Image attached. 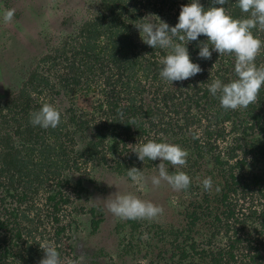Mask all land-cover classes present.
<instances>
[{"label": "trees", "instance_id": "16d2710c", "mask_svg": "<svg viewBox=\"0 0 264 264\" xmlns=\"http://www.w3.org/2000/svg\"><path fill=\"white\" fill-rule=\"evenodd\" d=\"M97 2L98 11L74 28L71 39L78 46L68 38L56 50L32 59L19 92L0 100V260L7 256L17 264H28V258L36 260L37 256L40 261L42 255L30 245L43 218L48 229L40 237H46L60 252L58 239L65 227L58 219L59 210L69 204L60 193L61 183H69V174H62L75 165L69 157L93 162L99 158L101 144L116 148L122 142L115 143L119 134L142 139L155 125L162 133L154 137L156 142L166 133V141L189 154L183 168L168 167L170 174L184 171L192 178L190 187L179 191L182 224L162 231L152 224L148 240L137 243L135 237L132 246L139 220H125L129 229L126 249L139 253L138 247H147L146 264H156V260H160L158 264H264V86L247 109H223L208 85L216 78L223 83L235 78L234 56L213 52L211 59L200 58L197 45L206 41L203 35L187 45L192 62L203 71L173 84L161 79L160 60L168 50L135 41L139 33L135 21L152 13L165 16L163 21L174 27L181 6L190 0ZM200 2L206 9L211 4V0ZM224 7L233 18H247L237 0H229ZM252 31L264 41V30L257 26ZM255 63L264 66V48ZM56 64L64 69L55 71ZM93 77L100 80V101L94 110L80 113L75 100L94 93ZM40 87L56 90L55 103L52 92L47 101L30 94L40 92ZM50 102L61 110L60 124L48 129L33 126L30 114ZM102 104L106 105L101 108ZM100 108L108 114L93 123L91 115ZM171 123L174 127L168 129ZM45 133H50L53 145L48 137L44 139ZM65 145L70 147V156L51 155L62 153ZM202 158L209 170L203 167ZM206 177L212 178L211 190L203 188ZM80 185L77 181L73 189L80 191ZM39 194L45 200L40 213L35 205ZM203 227L206 233L201 237Z\"/></svg>", "mask_w": 264, "mask_h": 264}, {"label": "rangeland", "instance_id": "374dc122", "mask_svg": "<svg viewBox=\"0 0 264 264\" xmlns=\"http://www.w3.org/2000/svg\"><path fill=\"white\" fill-rule=\"evenodd\" d=\"M97 5V0H0V100H3L8 94L19 92L28 75V64L32 59L39 58L50 50H56L61 47L63 41H68V38L74 47H77L78 42L71 39L74 28L87 21L93 13L98 11ZM8 9L15 10L14 17L10 23H4L3 14ZM164 17L160 18L164 20ZM62 69L64 66L61 64L54 66L55 71L59 72ZM54 70L53 75L57 73ZM99 84L100 80L93 77L90 85H92V90H95L94 93L91 92L90 95L75 100L78 112L87 114L82 110H94L100 101ZM39 91L38 93L30 91V94L38 101H47V95L52 92L55 103L56 90L48 87L41 90L40 87ZM50 103L54 105L53 102ZM64 103L68 105L66 100ZM103 105L106 104H102L101 108ZM101 108L100 112L91 115L93 123L100 122V119L108 114V112L104 114ZM56 130L58 133V129ZM147 133L145 141L141 144L149 140L156 141L154 137L162 135L159 127L155 125ZM49 134L45 133L44 139L48 137L47 142L53 145L54 142ZM119 135L124 137V141L129 139L122 134ZM166 138L165 133L160 142H165ZM124 145V148L120 144L115 148L114 145L101 144L99 158L93 162H86L84 157H69L68 160L74 161L75 165L71 167L70 171L62 174H69L66 177L69 180L68 185H64L62 182L60 186V193L69 199V204L63 205L58 216L60 223L65 227L63 234L58 239L62 264H69L80 255L86 257V264H146L148 255L145 251H147V247H138L139 253L135 250L128 251L125 239L129 229L124 226L125 220L113 216L105 207L103 199L117 191L121 194L132 193L140 199L151 201L163 208V214L156 219L139 220L140 226L135 230L136 232L130 240L132 246L135 244L136 238H139L137 243L148 240L149 227L152 224L160 226L161 231L170 225L182 224L180 213L183 198L179 191H174L167 183L153 187L150 180L138 184L127 176L126 170L132 167L143 170L146 178L156 175V166L161 161L145 158L142 162L133 152L134 146L132 145L135 143L127 141ZM62 148V153L51 152V155L53 157H60V154L70 156V147L65 145ZM201 162L203 167L208 169L207 160L202 158ZM164 163L167 168L172 166L168 162ZM77 181L81 184L80 191L78 188L73 189ZM36 200L38 201L35 205L40 213L44 209L45 200L41 194ZM117 225H121L123 228H118ZM47 229V223L43 218L36 230L35 239L30 245L39 251L42 258L44 253L40 245L48 240L46 237L40 236L44 235ZM138 232L143 234L138 237ZM204 233L206 230L203 227L199 236L204 237ZM130 241H128L129 244ZM216 241L217 244L223 245L222 240L217 239ZM158 244L155 243V246ZM134 257L136 260H133ZM35 259L28 258V264H39L37 256ZM159 261L156 260L155 263L158 264ZM6 264L9 262L7 261Z\"/></svg>", "mask_w": 264, "mask_h": 264}, {"label": "clouds", "instance_id": "9594fccd", "mask_svg": "<svg viewBox=\"0 0 264 264\" xmlns=\"http://www.w3.org/2000/svg\"><path fill=\"white\" fill-rule=\"evenodd\" d=\"M228 2L211 0L206 9L200 0H190L187 5L181 6L178 23L174 27L152 13L135 21L134 27L143 43L152 49L168 50L167 55L160 60L159 75L170 84L188 80L203 71L199 64L192 62L187 48L189 42L197 41L201 35L207 39L197 45L200 58L211 59L213 52L219 56H234L235 78L228 83L216 78L208 85V91L212 96H218L220 106L225 110L247 109L257 101L259 91L264 86V66L257 67L255 63L264 48V41L254 36L252 31L257 26L264 30V0H237L240 10L248 14L243 19L230 15L224 7ZM14 12V9L6 10L3 22L10 23ZM30 122L43 129L56 128L61 122V110L51 103H44L38 111L30 114ZM132 146L140 161L144 162L147 158L152 161L159 159L161 162L156 166L157 174L148 178L144 176L143 170L136 167L126 170L131 181L140 184L150 180L153 187L167 183L174 191L190 187L192 178L188 174L184 171L170 174L164 163L168 162L174 168L186 166L189 154L180 145L149 140ZM202 185L205 190H211L212 178H204ZM103 201L107 211L121 220H154L163 214L162 207L132 193L121 194L117 191ZM40 248L44 257L39 264H62L60 253L52 243L45 241ZM69 264H86V257L80 255Z\"/></svg>", "mask_w": 264, "mask_h": 264}, {"label": "built area", "instance_id": "2783aa9c", "mask_svg": "<svg viewBox=\"0 0 264 264\" xmlns=\"http://www.w3.org/2000/svg\"><path fill=\"white\" fill-rule=\"evenodd\" d=\"M133 34H134V30L130 31V35H133ZM135 41H137L138 43H142V40L140 38V34L139 33L137 34V37L135 38ZM157 59L158 58H156V60ZM100 121H101V119H100ZM173 127H174V125L171 123V128H173ZM146 137H147V134L145 133V135H143V138L142 139H138V138L133 137L131 139H128L127 141H129L130 143L141 144L143 141H145ZM119 140H121L122 142H118ZM127 141H124V137H122V136H119L118 138L115 139V143L118 142L117 146L120 144L121 147L123 146V148L125 146L124 143L127 142ZM7 261L9 262V264H17L15 262H12L11 259H9L7 256L4 257L3 261L0 260V263L1 264H6Z\"/></svg>", "mask_w": 264, "mask_h": 264}]
</instances>
